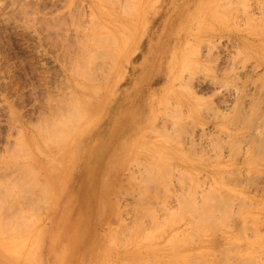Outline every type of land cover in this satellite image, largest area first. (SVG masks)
<instances>
[{
    "label": "rangeland",
    "instance_id": "1",
    "mask_svg": "<svg viewBox=\"0 0 264 264\" xmlns=\"http://www.w3.org/2000/svg\"><path fill=\"white\" fill-rule=\"evenodd\" d=\"M136 1H141V4L136 2V6L135 0H0V183L17 172L15 168L18 165L14 166L17 164L13 162L15 161L28 169L21 167L20 170H23L24 174L16 168L20 172L17 173L21 174L20 179L23 178L22 174L26 175V171L31 170L27 174L32 178L39 174L41 184L44 181L43 187H48L45 183H49V178L42 177V170L39 168L42 158L40 150H48L46 141L42 140L48 136V132L53 133L52 130H45L50 125L51 128L58 126L59 122L61 126V121L67 119L64 117L68 112L70 114L74 105L80 107L84 103L87 105L89 116L92 110L95 113L91 114L90 119L85 117L86 122L82 116L84 113L87 115L83 110L86 106L83 104L82 110L78 108V113L83 111L82 115L76 113V106L74 111H77L71 113L76 114V117L70 115L69 121L75 117L72 124L76 123L75 119L79 117L84 119V124L89 123L86 132L80 136L85 140L78 154H74L75 146L73 151H69L73 137L69 139L66 136L70 142L64 140L65 144L69 142V146L63 145L67 153L60 143V151H65V159L60 154V160H64L63 163L60 162L61 178L64 169L70 174L71 157L74 163L71 181L64 185L62 181L60 184L61 191L65 186H71L73 191L71 196H61L60 214L53 208L56 202L48 198L47 190L42 191L47 199L40 192V202L38 199L32 200V197L37 198V192L41 191L37 188L39 185L33 183L38 190L31 186L35 189V196L33 190L32 194L30 193L31 198L28 196L29 189L25 191L33 202L37 200L38 207L32 208L38 210H27L32 201L29 205L25 204L24 199L27 196L25 195L24 199L21 196L25 194L23 190L26 186H22V191L18 189L22 194L17 190V197L14 195L17 191L12 193L13 187L21 188L20 184V187L17 185L23 182L22 179L18 182L19 174L16 177L17 182L14 178L16 173L12 176L17 187L14 182L12 189L9 188L11 183L9 187L7 184L5 186L11 192L7 188L3 189L5 187L0 184L7 194L8 191L13 194L14 201L17 202L21 197L19 202L22 201L16 203L20 207L16 206L26 212L17 214L18 209L14 206L15 203H12L13 200L11 203L14 208L9 209V206L12 207L11 203L9 205L11 200L7 202L10 197L7 196L8 199L4 195L9 206L4 204L7 210L1 203L0 206L10 213L5 215L4 211H1V215L14 219L16 216L13 215H20L19 221L25 222L23 220L28 212L29 218H25L28 224L27 220L32 216L42 213L40 223L37 221L40 216L32 217L31 222L38 223L36 228V224L30 223L29 220V225L34 226V230L31 227V230L28 229L29 225L24 226L28 232L22 226V229H19L21 231L11 230L10 227L8 230L0 229V264H159L160 258L157 260L152 256L160 257L162 247L168 253L169 244V249L173 251L177 240L184 239V235L177 239L175 230L203 227V224H194L198 225L202 221L198 217L203 210V198L210 191L208 185L211 184V179L208 174L214 173L219 177V167L226 172L224 180L228 190L232 188L228 195L231 194L232 200L233 196L236 199L234 206L241 202L237 199H242L246 194L248 195L243 199L249 195L254 197L251 198L252 203L248 201V197L247 203L252 204L250 208L253 211L250 212L260 219L256 216L253 218L251 214L247 224L253 226L258 223L257 228L262 229L264 233V0ZM185 2V8L177 6ZM133 3L136 7H133ZM140 5L142 7L139 9ZM132 7L137 8L134 9L136 13ZM130 9L132 12L128 11ZM135 19L137 22L133 21ZM130 40L133 42L127 48L130 43L127 42ZM97 41L102 42V45ZM90 44L95 50L101 46L97 56L95 54L98 50L95 52ZM87 47L91 48V55L95 52L94 65V55L88 56L90 52L86 54L84 51ZM118 47L124 51L120 52ZM105 48L111 50L108 52L110 59L112 55L115 57V51L122 53L120 55L116 52L115 58L119 61L106 59ZM82 49L87 56L81 52ZM112 51L114 52L110 55ZM79 52L84 54L80 56L85 57V60L90 57L92 63H86L87 60L83 62L81 57L78 58ZM76 57L83 62L80 66L85 63L94 66L91 70L89 66L92 65H85L89 71L87 68L82 69L78 64L80 72L82 69L84 75L88 74L87 71L90 73L85 79L82 75L84 81L79 77V72L77 73L80 75L77 76ZM90 59L88 58V61ZM74 62L76 64L72 66ZM105 68L112 71L109 72ZM113 69L116 70L115 73ZM103 70L105 73L108 71V77L113 78L108 79ZM107 79L110 80L109 85ZM101 83L103 87H108H104V94V88L100 92ZM116 91L114 96L113 92ZM106 98L107 106L104 109ZM74 99H80V105L79 102L71 104ZM90 99H94L93 102H90ZM99 99L102 102H99ZM97 108L99 109L95 111ZM59 112L61 117L64 114L61 121L57 119ZM107 118L109 119L105 123ZM55 119L57 123L51 124ZM48 120L53 121L50 123ZM121 120L124 122L123 126L131 120L143 123L151 120V124L139 132L135 139L127 138L129 133L123 137H113L118 138L117 142L112 137L108 142H104V137H95L90 133L92 130L103 131L110 123L112 129L109 133L111 131L112 135ZM63 122L68 123L65 120ZM71 123L67 124V129H70ZM42 127H47L43 128V135L40 134ZM61 127L60 132L63 134L67 130L64 126ZM62 134L60 133V136ZM109 137L108 135L107 138ZM26 141L31 143L26 144ZM29 147L33 155L27 153L28 150L31 151ZM106 148L108 156L113 157L114 162L125 168L126 176L124 179H119L118 176L108 179L110 174L106 167L109 164L104 161V171L99 179L101 183L92 185L91 189L88 187L91 192L88 200L79 199L77 193L81 186L74 177L76 163L77 167H84L87 172L89 166L94 168L96 164L91 160L95 151H104ZM53 152L58 153L56 149ZM34 155L39 159H36V156L33 159ZM249 155H252L253 165L251 164V168L248 166L242 169L247 172L240 173L237 168L246 164ZM31 165L35 170L39 168L37 171L40 173L31 175L34 171ZM204 165L209 166L208 173ZM45 166L57 167L56 157L49 159ZM181 167L187 168L188 172L179 175L178 169ZM248 169L249 173L260 175L253 174L249 179ZM55 170L56 168L52 172ZM30 179L26 178L29 181ZM216 180L217 178L212 176L213 184ZM36 181L34 182L38 183V180ZM228 190L226 189V192H229ZM235 190L237 195L234 194ZM1 191L0 198L4 192ZM242 191H245L244 195L240 193ZM41 197H44V200ZM47 203L51 205L47 206ZM184 213L187 215L183 217ZM186 216H189V219L192 216L190 224ZM185 217L187 220H184ZM7 219L3 216L1 220H6L7 223ZM14 219L10 221L15 223ZM232 219L233 217L227 221L230 223L229 227H236L237 223L235 220L231 222ZM18 224L20 225V222ZM225 226L223 228H228V225ZM40 227H50V230L46 233L38 232L37 228ZM164 231L168 234L162 236ZM160 235L164 239L159 240ZM2 239L5 241L2 242ZM171 240L174 241L173 245V242L168 243ZM238 244L239 242L236 245L239 246ZM124 252H128L127 258L123 256ZM147 254L149 256H145ZM192 259L194 262L195 258Z\"/></svg>",
    "mask_w": 264,
    "mask_h": 264
},
{
    "label": "bare ground",
    "instance_id": "2",
    "mask_svg": "<svg viewBox=\"0 0 264 264\" xmlns=\"http://www.w3.org/2000/svg\"><path fill=\"white\" fill-rule=\"evenodd\" d=\"M140 1V0H139ZM139 3V4H141V1L140 2H138V1H136L135 0V4H136V6H137V3ZM134 3H133V7L135 6L134 5ZM144 4V3H143ZM135 6V7H136ZM132 7V8H133ZM140 7H142V5H140L139 6V9H140ZM131 8V7H130ZM129 9V8H128ZM135 8H133V12H137V11H135V10H137V8L134 10ZM128 11H131L132 12V10L130 9V10H128ZM142 12V11H141ZM139 13V12H138ZM138 15V14H137ZM140 17V16H139ZM133 21H135V22H137V20L135 19V20H133ZM136 24V23H135ZM137 25H139V24H137ZM136 25V26H137ZM130 34V33H129ZM125 36V35H124ZM123 36V37H124ZM131 36V35H130ZM115 37V36H114ZM113 37V38H114ZM113 38L111 39V40H113ZM115 38H117V37H115ZM114 38V39H115ZM130 38H132V36L130 37ZM118 40H120L119 38H117ZM116 39V40H117ZM127 40H128V38H126ZM98 40V39H97ZM92 41L94 42L95 40H94V38L92 39ZM109 41V40H108ZM126 40H124V44H126V42H125ZM92 42V43H93ZM96 42V41H95ZM94 42V43H95ZM99 42V44L100 45H102V42H100V41H97V43ZM113 42H115V40H113ZM118 42V41H117ZM121 42V41H120ZM130 42V43H129ZM131 42H133L132 40H130V41H128L127 43H129L128 44V46H126L127 48L129 47V45L131 44ZM91 43V42H90ZM93 43V44H94ZM119 43V42H118ZM88 44H89V42L87 43V45L86 46H88ZM99 44H98V46H99ZM110 45H111V43H109ZM123 44V43H122ZM91 45V44H90ZM115 45V44H114ZM85 45H84V47H86ZM94 46V45H93ZM119 46V45H118ZM122 46V45H121ZM90 47H92V45L90 46ZM88 48V50H90V51H88L87 50V48H84V51H85V53L86 52H90L89 54L90 55H88V56H93L94 55V53L96 52V56H97V53L99 52V47H101V46H99V47H97L96 48V50H95V48H93L92 47V49L95 51L94 53L92 52V54L93 55H91V48ZM94 47H96V46H94ZM115 47V46H114ZM123 47H124V49H126V47L123 45ZM122 47V48H123ZM87 51H86V50ZM116 49H117V47H116ZM118 49H120L119 47H118ZM106 50V51H105ZM108 50V51H107ZM109 50L110 49H107V48H105L104 49V53H106L107 52V58H106V56H105V58L106 59H110V57H109V54H108V52H109ZM123 50V49H122ZM84 51H83V49H82V51L81 52H83L84 53ZM111 51V50H110ZM115 51V50H114ZM114 51H112V52H110V55H111V53H113ZM119 51V50H118ZM124 51V50H123ZM123 51H121V49H120V52H123ZM116 52L117 51H115L114 52V56L116 57ZM120 52H117L118 54H120ZM80 54V52L79 53H77V57L79 58V57H81L80 55H84V54ZM100 53V52H99ZM101 53H102V50H101ZM87 54V53H86ZM85 54V55H86ZM93 56V60L92 59H90V57H88L89 59H90V61H88V58H86V60H85V57L84 58H82L81 57V59L83 60V62H84V60L86 61V63L87 62H91V60H92V64L94 65V59H96V56ZM120 55H122V53L120 54ZM76 56V55H75ZM87 56V55H86ZM76 57V58H77ZM115 57H113V55H112V57H111V59L110 60H115L116 58ZM76 59V61H77V66L76 67H78V64H79V66H80V64H82L83 62L82 61H80V59ZM114 58V59H113ZM117 58H119V57H117ZM108 59V60H109ZM120 59V58H119ZM75 61V60H74ZM80 61V62H79ZM116 61H119L118 59H116ZM116 61H113L115 64H116ZM79 62V63H78ZM97 62V61H96ZM112 62V63H113ZM85 63V65H92L91 63H89V64H86ZM113 63V64H114ZM71 64H73V63H71ZM75 64H76V62H74V65H72V66H75ZM117 64H118V62H117ZM116 64V65H117ZM84 65V64H83ZM84 65V66H85ZM89 66V68L91 69V70H93L92 68L94 67V66ZM95 65H97V63H95ZM72 66H71V68H72ZM84 66H80L82 69H85V68H87L86 66L84 67ZM92 67V68H91ZM112 68H113V66H111ZM110 67V68H111ZM74 68V67H73ZM80 68V69H81ZM107 68V67H106ZM105 68V69H106ZM111 68V69H112ZM116 68V67H115ZM78 70H79V67L77 68ZM77 69H75V71L77 70ZM81 69V72H80V70L78 71H76V73L77 72H79L80 74H81V76H79L80 74L79 73H77V76H79L80 78L82 77V75H84L82 72H83V70ZM88 69V68H87ZM86 69V70H87ZM73 70V69H72ZM71 70V71H72ZM89 70V69H88ZM106 70H108V69H106ZM90 71V70H89ZM89 71H87L88 72V74H87V72H85V70H84V72H85V74H87V75H84L83 77H84V79L86 78L85 76H88L90 73H89ZM104 71V73H105V70H103ZM109 71V70H108ZM108 71L106 72L108 75L110 74V73H108ZM112 70H110L109 72H111ZM113 72L115 73L116 72V70H114L113 69ZM113 72L111 73V75H113ZM72 73H73V71H72ZM105 73V74H106ZM79 74V75H78ZM106 74V75H107ZM74 75V74H73ZM104 75V74H103ZM108 75H107V78L109 79V78H113L111 75V77H108ZM102 76V75H101ZM105 76V75H104ZM89 77V76H88ZM103 77V76H102ZM101 78V77H100ZM106 78V77H105ZM81 79H83V78H81ZM84 79H83V81H84ZM107 79V85H109V82H110V80H108ZM181 78H179V80H180ZM183 79V78H182ZM79 80V79H78ZM77 80V81H78ZM101 79H99V81H100ZM103 80V79H102ZM104 81H106V79H104ZM109 81V82H108ZM80 82H82V81H80ZM97 82H98V80H97ZM103 85V83H101L100 84V86L102 87V88H100L101 90H100V92H102V90H103V88L104 87H106V89L108 88L107 87V85H104V87L102 86ZM180 85L182 86V84H181V82H180ZM98 88V87H97ZM97 91V90H96ZM99 91V90H98ZM97 91V92H98ZM104 91H105V88H104V90H103V93L102 94H104ZM94 92V91H93ZM100 92H98L99 93V95L101 94ZM98 93H97V95H98ZM114 93V96H115V94L117 93V91L116 92H113ZM104 97V96H103ZM102 99V98H101ZM78 100V99H77ZM76 99H74L73 101H74V103H73V101H72V103L71 104H78V102H79V100L77 101ZM91 100V99H90ZM92 100H94V99H92ZM90 101V102H93V101ZM104 100V99H103ZM107 98H106V101H105V106H104V109L106 108V106H107ZM77 101V102H76ZM83 101V100H82ZM86 100H84L83 102H85ZM101 100L99 99V102H100ZM90 102H89V104H90ZM97 102V101H96ZM102 102V101H101ZM83 104L84 103H82V106H83ZM97 104V103H96ZM79 105H80V102H79ZM86 107H84L85 109H83L82 108V106H76V105H74V107L76 106L77 108V110H78V108L80 109L81 108V110L83 109L84 110V112H87V115H85V113L83 114L82 112L83 111H81L80 113H78L79 112V110L77 111V110H75L74 111V107L72 106V110H71V112H70V114H69V112H68V114H67V112H65L64 111V113H66L68 116H69V119H68V116L67 115H65L66 117H64V114H63V117L64 118H67V119H64L65 121H68V123L66 122V124L63 122L64 120H62V118L63 117H61L60 116V112L58 113V118L57 119H59V121H61V126L63 127V128H65L67 131H63L64 133L62 134V131L60 132V122H59V124H58V126H56L55 124L57 123V121H56V119H55V121L54 122H52L51 123V121H53V120H48L51 124H53V123H55L54 125L56 126H53L55 129H53V127L51 128V125H50V127H49V124H48V127L50 128H48V129H44L46 132H48L49 130L51 131L52 130V132L53 133H51V132H48V136L45 138L44 137V139L43 138H41V139H43L42 141H46L45 142V144L47 143V145H46V147H47V149L48 150H46V151H42V150H40V153H41V155H42V158L40 159V161L39 162H41V166L39 167L41 170H42V177H45V178H49V183H45V184H47L48 185V187H46V188H44L43 186V182H42V184H41V180L39 181V179L38 178H40V176H39V174H38V176L36 177V176H34L33 178L32 177H30L28 174V172H31V170H30V168H29V170L30 171H26V170H28V169H26V167L24 168V167H22V166H20V164L21 163H19L18 164V162H15V161H13L14 163H17V164H14V166L15 165H18L16 168L17 169H19V171L20 172H22V173H24L25 174V172H23V170L21 171L20 169H26V170H24V171H26L27 173H26V175H23L22 174V176H23V178L26 180V178H32V180L30 179V181L29 180H26V181H24V179L23 178H21L22 180H23V182H25V183H23V182H20V183H17V185L20 187V185H21V188H18L17 187V185H16V183H15V181L17 180L16 179V177H18L19 175V179H18V182H19V180H21L20 179V177H21V174H19L20 172L15 168V170L17 171V172H19V173H17V172H15L16 173V176H15V173H13V175L12 176H15L14 178H15V181H14V178H12V176H9V177H11V178H6L7 180H8V182H7V180L5 179V181L4 180H2V182L0 183L1 184V186L2 187H5L6 186V184H7V186L9 187V183H11L12 184V186L11 187H9L10 189H12V187H13V182L15 183L14 185H16L15 187H17L16 189L13 187V189H14V191H12V193H14L15 191H17L18 189H22V186H23V188L26 186V188L23 190V191H25L26 189H29V197L31 198V196L32 195H30V193L31 192H33L35 189H36V185L38 184L39 185V187H37V188H39V190H41V191H38L37 189V198H36V196H35V191L33 192L34 194H33V196H35V197H32V200L34 201L35 199H38V202H40V197L38 198V195L40 196V192L42 193V191L44 190V191H46L47 190V193H46V195L48 194V198L50 199V200H52V201H54V202H56V206H54L53 208H55V209H57V211L58 212H60L59 211V209H60V206L58 205V202H57V200H56V198H57V191H58V188H59V186H60V184H61V182H62V185H64L65 183H66V181L68 180V177H69V171L68 170H63V172L64 173H62V178L60 177V162L61 163H63L64 162V160H60V159H62V157L60 156V154H62V156H63V154H65V151H60V150H62V148H63V150H66V149H64V146L66 145V146H69L68 144H69V142H70V140H67L68 138L69 139H71L72 137V141H71V144H70V150L69 151H71V149H72V147H73V144H74V142H75V140L77 139V137L83 132V130L84 129H86V128H88V127H86L88 124H84V119H85V117L86 118H88L89 117V119L91 118V116L93 115V114H95V113H93V111L94 110H92V113H90V116H89V112L86 110V108H87V105L86 104H84ZM98 107H99V105H97ZM70 107H71V105H70ZM93 107V106H92ZM65 108H66V106H65ZM129 108H130V110H131V107L129 106ZM67 109H69V106H68V108ZM71 109V108H70ZM99 108H97L95 111H97ZM103 109V110H104ZM63 110H65V109H63ZM70 111V110H69ZM76 112L77 114H79V116H80V114L83 116V118L82 117H79L78 119H81V120H78V119H75V121H76V123L78 122H80V124H78V126L76 125V123L75 122H73V124H75L74 126H73V124L71 123L72 122V120H74V118L76 117L75 115H73V114H71L72 112ZM134 113H136V111L134 112ZM92 114V115H91ZM75 116V117H73V118H71L72 120L71 121H69L70 120V117L71 116ZM61 117V118H60ZM145 117V116H144ZM88 119V120H89ZM108 119L109 118H107L106 120H105V123L108 121ZM145 119H147V118H145ZM160 119V118H159ZM159 119H157V121L159 120ZM85 121H86V119H85ZM49 122H47V123H49ZM87 122V121H86ZM91 123H93V121H90ZM97 123H98V121H96ZM122 120L120 121V123H119V125L116 127V130H115V132L111 135V131H110V133H109V130H111L112 128H111V125H110V123H109V125L107 126V127H105V129L103 130V131H101L100 129L97 131L96 130V132H95V135H96V137H104L105 138V140H104V142H108L109 140H110V138L111 137H114V136H116L117 134H118V127H122ZM46 123V122H45ZM46 123V124H47ZM63 123V124H62ZM69 123H71L70 124V129H67L68 128V126H67V124L69 125ZM130 124H129V126H130V129H131V127H133L136 123H139V125L141 124V123H143V122H141V121H139V120H137V121H135V122H133L132 120H131V122H129ZM113 124H115V120H114V122H113ZM144 126H146V128L151 124V120H149V121H145L144 123ZM44 125V124H43ZM45 126H47V125H45ZM73 127V130H72V127ZM61 127V128H62ZM67 127V128H66ZM75 127V128H74ZM124 127V128H123ZM122 128H123V135H125L126 133L128 134L127 135V138H132L131 137V130L129 129V128H126V127H128L127 125H125V126H123ZM43 128H47V127H42V129H40V130H42V132L40 133V134H42L43 135V133H45L44 132V130H43ZM138 128H140V127H138ZM145 128V129H146ZM157 128V127H156ZM144 129V130H145ZM55 130V131H54ZM62 130V129H61ZM121 132V131H120ZM119 132V133H120ZM60 133L62 134V136H60ZM65 134V135H64ZM70 134V135H69ZM110 136L109 138H107V136ZM68 138H67V137ZM63 138V139H61V138ZM64 138H66V139H64ZM60 139H61V141H63V142H61L60 141ZM64 140L65 141H69L67 144H65L64 143ZM29 141V140H28ZM36 141V140H35ZM40 141V140H39ZM27 142V141H26ZM33 142V141H32ZM30 143H31V141H30ZM30 143H26V144H30ZM39 143V142H38ZM43 143V142H42ZM60 143H62V148L60 149ZM35 144H37L36 142H35ZM40 145V144H39ZM27 146H29V145H27ZM42 146V145H41ZM65 146V147H66ZM39 147V146H38ZM44 147V146H43ZM28 148V147H27ZM31 148H33L32 146H31ZM35 148V150H36V147H34ZM134 148H136V147H134ZM29 149H30V147H29ZM56 149V152L58 151V153H56L55 154V152H53L54 150ZM68 149V148H67ZM27 150V149H26ZM31 150V149H30ZM28 152H30V153H32V150L31 151H27V153ZM38 152V151H37ZM61 152H63V153H61ZM101 152V153H100ZM39 153V152H38ZM66 153H67V150H66ZM97 153H99L100 155H99V157L102 155V150L101 149H98V152ZM34 153H32V155H33ZM55 154V155H54ZM30 155V154H29ZM56 157V163H57V167H55L56 168V170L54 171V172H52V170L53 169H55V168H53V166H55V165H53L51 168H49V167H46L45 166V164L46 163H49V159H52L54 156ZM66 155H68V154H66ZM65 155V156H66ZM31 156V155H30ZM35 156L36 155H34V157L32 156V158L34 159L35 158ZM250 157L248 158V160L247 159H245V160H247L246 161V164H243V165H241V166H238V168H237V170H239V172L240 173H242V171L244 172L245 170H242L243 168H245V167H250L251 166V164L253 163L252 162V155H249ZM28 157V156H27ZM37 158L36 159H39L38 158V156H36ZM61 157V158H60ZM14 158V157H13ZM29 159L31 158V157H28ZM31 158V159H32ZM49 158V159H48ZM28 159V160H29ZM63 159H65V157L63 156ZM21 162L23 161V160H21V159H19ZM18 160V161H19ZM33 161H35V160H33ZM37 161V162H38ZM63 161V162H62ZM24 162H26V161H24ZM29 162V161H28ZM27 162V163H28ZM38 162V163H39ZM252 162V163H251ZM26 163V164H27ZM32 163V162H31ZM53 164V163H52ZM27 165H29V163L27 164ZM37 165V164H36ZM49 165H51V164H49ZM48 165V166H49ZM253 165V164H252ZM19 166H20V168H19ZM256 166V165H255ZM254 166V167H255ZM22 167V168H21ZM257 167V166H256ZM27 168H28V166H27ZM38 168V167H37ZM38 168V169H39ZM53 168V169H52ZM251 168V167H250ZM249 168V169H250ZM264 168V167H263ZM31 169H33L34 171H32V174L31 175H36L37 173H40V171H37V170H35L34 169V167L32 168V165H31ZM52 169V170H51ZM66 169H68V168H66ZM204 169L207 171V173L210 171V168H209V166H206V165H204ZM247 169V168H246ZM248 169V174L247 173H245V174H247L248 175V178L249 179H251L252 177H251V175L252 176H254L255 174L254 173H252V172H250V173H252V174H250L249 173V170ZM256 169V168H255ZM262 169V168H261ZM179 170V175L180 174H182V173H185V172H188V169L187 168H185V167H181V168H179L178 169ZM62 172V171H61ZM245 172H247V171H245ZM34 173V174H33ZM36 173V174H35ZM17 174H19L18 176H17ZM226 172H225V170L222 168V167H219V177L215 174L214 175V173L213 174H208V177L211 179V184H209L208 185V190H210L209 191V193L208 194H206L205 196H204V198H203V201H204V206H203V210H202V213L199 215V217L198 218H201V220L203 221V223H202V221H200L199 223H198V225L195 223L194 225H196V226H200L201 224H203V227H193V229L192 230H188L187 228H183V230H179L180 228H178L177 230H175L176 231V233L174 234L175 236H177L176 238L178 239V237H181L182 235H184V239H185V241H184V239L183 240H177V242L175 243V245L173 246L174 247V249H173V251L172 250H170L169 249V247H170V244L168 245V248H167V250H168V253L165 251V248L164 247H162V251H161V255H160V257H154V255L152 256L153 257V259H159L158 260V262H159V264H264V233H263V231H262V229H260L259 227L257 228V226H256V224H258V223H256V224H254L256 227H253V226H249L247 223H248V218L249 217H252L251 216V214L253 215V212H250V211H253L252 210V208H250V206H252V204H250V205H248V203H247V198L250 196H248L247 198H245V199H243L244 197H246L248 194H246L244 197H242V199H237V200H241V202L239 201L238 203H237V205H239V206H237V205H235V206H237V208H235V206H234V204H236L234 201H236V199H234V196H233V200H232V196H231V194L230 195H228V193H231L232 192V188L231 189H229L228 190V187H227V183H225L226 181L224 180V178L226 177ZM254 174V175H253ZM256 175H260V174H256ZM28 176V177H27ZM126 176V174L124 175V177ZM212 176H215L216 178H217V180H216V182H215V184H213V182H212ZM124 177H123V179H124ZM36 178V179H35ZM10 179V180H9ZM35 179V180H34ZM218 179H219V181H218ZM248 179V180H249ZM12 180V181H11ZM21 180V181H22ZM36 180H38V183H36L37 181ZM46 180V179H45ZM28 181V182H27ZM34 181H36V182H34ZM124 181V180H123ZM17 182V181H16ZM27 182V183H26ZM40 182V183H39ZM31 183V184H30ZM36 184L35 186H33V184ZM123 183V182H122ZM122 183H120V184H122ZM124 183H125V181H124ZM123 183V184H124ZM20 184V185H19ZM23 184H25V185H23ZM119 184V186H120V188H121V185ZM128 184V183H127ZM40 185L42 186L41 188H40ZM51 185H52V187H51ZM0 186V187H1ZM27 186H33V188H35L34 190H33V188L31 187V190H30V187H28L27 188ZM46 186V185H45ZM83 186H84V184H83ZM2 187L0 188L1 190H2ZM8 187H5V188H3V189H5L6 190V188H7V190H10ZM117 187V186H116ZM230 187V186H229ZM62 189V188H61ZM61 189H60V199H62V197H64V196H71L72 195V193H73V191H72V189L70 188H65V189H63L62 191H61ZM119 189V188H118ZM122 189V188H121ZM121 189H119V190H121ZM226 189L229 191V192H226ZM233 189H234V187H233ZM0 190V191H1ZM5 190H2V191H4L6 194H7V191H5ZM21 190V191H22ZM33 190V191H32ZM116 190H117V188H116ZM231 190V191H230ZM242 190V189H241ZM244 190V189H243ZM1 191V192H2ZM19 191V190H18ZM15 192L14 193V195H15V197H17V194L19 193V192H21V191H19V192ZM26 191H28V190H26ZM24 192L25 194L23 195L22 193L23 192H21V196H22V199H24V196L26 195V193L28 194V192ZM225 191V192H224ZM2 193V195L3 196H1V198L3 199V197H4V201H2V199L0 198V203H1V206L4 208L6 205L7 206H9L10 205V203L12 202V200L14 201V199H13V194H9V191H8V194L6 195L5 193ZM10 192H11V190H10ZM63 192V193H62ZM118 192V191H117ZM116 192V193H117ZM245 191H242V192H240L241 194H245L244 193ZM239 193V194H240ZM32 194V193H31ZM44 194V195H43ZM77 194H79L78 195V197H79V199H81V200H84V201H86V200H88L89 198V195H91V192H90V189H87V188H81L80 189V191L77 193ZM233 194V193H232ZM235 195H237V193H236V190H235V193H234ZM240 194V195H241ZM7 197H10V199L7 201L6 200V198H5V196ZM10 195V196H9ZM20 195H18L19 197H20ZM41 195H43L44 197L46 196L45 195V193L43 192ZM62 195H64V196H62ZM243 195H241V196H243ZM27 196V195H26ZM25 197L26 199H24V201H25V204L27 203L28 205H29V203L32 201L29 197ZM62 196V197H61ZM231 196V198H229ZM240 196V197H241ZM11 197H12V199H11ZM18 197V198H19ZM44 197H41L42 198V200H44ZM238 197V196H237ZM236 196H235V198H237ZM21 198V197H20ZM19 198V199H20ZM29 198V200H27ZM46 199H47V197H45ZM66 198V197H65ZM250 199L248 200L249 202H251V198H253L254 199V197H249ZM15 199H17V198H15ZM19 199H18V201L16 202V200L14 201V202H12L13 204L15 203V205L14 206H16V205H18L20 202H19ZM94 200H97V199H95V198H93ZM11 200V201H10ZM231 200L233 201V202H231ZM245 200V201H244ZM2 201V202H1ZM6 201L7 202H9V205L6 203ZM31 202L30 204L31 205H27L29 208L27 209V210H29L30 211V209L31 210H36L37 208H32V206L33 207H38L37 205H36V202H37V200H36V202ZM19 202V203H18ZM49 202V201H48ZM51 202V201H50ZM252 202H253V200H252ZM251 202V203H252ZM11 203V206L12 207H8L9 209L10 208H12V210H13V204ZM16 203H18V204H16ZM24 202H22L21 204H23ZM35 204V205H33V204ZM234 203V204H233ZM4 204H6V205H4ZM20 204V205H21ZM25 204H23V206H25ZM64 203H62V205H63ZM48 205H51V204H48L47 203V206ZM264 205V204H263ZM0 206V207H1ZM7 206H6V209L5 210H7ZM19 206V205H18ZM47 206H45V207H47ZM81 204H80V209H81ZM2 207H1V209H0V212L2 211H4L3 212V214H5V213H8V212H5V210H3L2 209ZM20 207V206H19ZM22 207V206H21ZM48 209H49V207H47ZM46 208V209H47ZM264 208V206H262V209ZM16 209H18L17 210V214H18V212L21 214V212H24L25 210H19V208H17V206H16ZM236 209H237V211H236ZM11 210V211H12ZM34 210V211H35ZM38 210V209H37ZM41 210H43V209H41ZM264 210V209H263ZM14 211H15V209H14ZM1 212V213H2ZM248 212H250L249 214H248ZM1 213H0V215H1ZM10 213V212H9ZM25 214H26V212H24ZM217 213H219V215L220 216H218L217 215ZM1 215L0 217V220L3 218V216H4V218L5 219H7L6 218V216L5 215H7V214H5V215ZM24 214V215H25ZM30 214V213H29ZM41 214V215H40ZM31 215V214H30ZM44 215V214H43ZM185 215H187L186 213H184V215H183V217L185 216ZM13 216H16L17 217V215L15 214V215H13ZM39 216H40V218H38L37 219V221H38V223H40V219H41V221H42V213L40 212L39 213ZM37 214H35V216H32V217H39ZM171 216H172V214H171ZM235 216V217H234ZM256 215H253V218L255 217ZM16 217H15V219H16ZM19 217H21L20 215H19ZM19 217H17V219L16 220H18V221H16L13 217H10L9 216V218L7 219V223H6V220H4V222H3V220H1L0 221V229H5V230H8V229H10L11 228V230H18V231H21V230H19V229H22V227H24L25 225H26V227H27V225H29L30 223H32L31 222V220H32V217H31V219H29L30 220V223H29V220H27L28 221V224H27V222H26V217H28V212H27V215L25 216V218L24 217H22V218H24V220L23 221H25V222H22V221H19L20 219H19ZM187 217V216H186ZM186 217L184 218V220H187L186 219ZM189 217V216H188ZM187 217V218H188ZM191 217L192 216H190V219H191ZM233 217V219H232V221L231 222H233L234 220V222L235 223H237V225H236V227H232V226H230L229 227V224L230 223H228L229 221V219H231ZM257 217V216H256ZM14 219L15 220V223L13 222V221H10L11 219ZM29 218V217H28ZM27 218V219H28ZM35 218V219H36ZM173 218H174V215H173ZM258 218V217H257ZM257 218H255L256 220H257ZM190 219L188 218V222H189V224L191 223L190 222ZM260 218H258V220H259ZM44 220V219H43ZM192 220H194V221H196L197 222V220H195L194 218H192ZM191 220V221H192ZM11 223H10V222ZM33 221V220H32ZM228 221V222H227ZM14 224H13V223ZM16 222H17V224H16ZM20 222V225L18 224ZM36 222V221H35ZM193 222V221H192ZM226 222L228 223V224H226ZM254 222H256V221H254ZM3 223H6L5 225L7 226L6 228H5V225L3 224ZM38 223L35 225L34 223H32V224H34L35 225V228H36V226L38 225ZM170 223V222H169ZM175 223V222H174ZM194 223V222H193ZM225 223V225H228V228H225V227H227V226H225V225H222V224H224ZM11 224H13V226L16 224V226L15 227H17V228H15V227H13L12 225L10 226ZM58 225H60V222L58 223ZM169 225V224H168ZM167 225V226H168ZM171 225V224H170ZM232 225V224H231ZM19 226V227H18ZM22 226V227H21ZM172 226H173V224H172ZM223 226H225L224 228H223ZM10 227V228H9ZM30 227H31V229L32 230H34V226L32 227V225H29V227H28V229H30ZM171 227V226H170ZM27 229V228H26ZM25 229V227H24V230H26ZM30 229V230H31ZM168 229V228H167ZM29 230V231H30ZM39 230V231H38ZM48 230H50V227H46V228H44V227H40V229H38L37 228V231L38 232H42V233H46ZM170 230V229H169ZM23 231V230H22ZM27 232H28V230H26ZM168 231V230H167ZM24 232V231H23ZM31 232V231H30ZM50 232V231H49ZM26 233V232H25ZM164 234L166 235V234H168L167 232H163V235L162 236H164ZM50 235H51V233H49L48 234V238H50ZM2 235H0V237H1ZM161 235L159 236V240H160V238H162V239H164V237H162ZM235 237H236V239L237 238H240L239 239V241L238 240H236L235 239ZM171 238V237H170ZM225 240H224V239ZM172 239L174 240L175 238H173L172 237ZM222 239H223V242H222ZM235 239V240H234ZM241 240H243V241H241ZM244 240H246L245 241V243H244ZM2 242H4L5 241V239H2L1 240ZM162 241V240H161ZM170 241V240H169ZM168 241V243H172V245L174 244V241H172L171 240V242H169ZM241 241V242H240ZM160 242V241H159ZM239 242V246H237L236 244ZM243 242V243H242ZM223 243V244H222ZM164 245V244H163ZM165 245H167V244H165ZM230 245V246H229ZM159 246H161L160 244H159ZM157 247V246H156ZM222 247V248H221ZM261 248H263L262 250H261ZM144 250V249H143ZM196 250H198V252L196 251ZM159 252V251H158ZM143 253H145V251L143 252ZM156 253V252H155ZM167 253V254H166ZM191 253V254H190ZM192 254H194L193 256H191L192 258H195L194 259V262H193V259L190 257V255H192ZM123 256L124 257H128V252H124L123 253ZM145 256H149L148 254L147 255H145ZM167 256L169 257V258H167ZM188 257H190V258H188ZM190 259H192V261L190 260ZM149 261H150V259H149ZM144 262H145V260H144ZM150 264H152V263H150ZM155 264H157L156 262H155Z\"/></svg>",
    "mask_w": 264,
    "mask_h": 264
},
{
    "label": "crops",
    "instance_id": "3",
    "mask_svg": "<svg viewBox=\"0 0 264 264\" xmlns=\"http://www.w3.org/2000/svg\"><path fill=\"white\" fill-rule=\"evenodd\" d=\"M177 6H179L180 8H185L186 7V2L185 3H179ZM123 123L122 122V127H123ZM130 124V123H129ZM129 124H127L128 127L126 128H129L130 129V126ZM98 125V124H97ZM121 126L118 127V134L114 137H123V128ZM140 127V128H138ZM146 128V126H144L143 123H141L139 125V123H136L133 127H131V137L132 139L136 138V135L139 133V132H142L144 129ZM87 128L83 130V132L77 137V139L75 140L74 144H73V147H72V150L73 151V148L75 146V150H74V154H78V152L81 151L82 149V142L85 140L84 137H80L81 135H83L85 132H86ZM121 131V132H120ZM135 131V132H133ZM95 132L96 130H92L90 133H92L91 135H95ZM120 132V133H119ZM90 135V136H91ZM80 137V138H79ZM96 137V135H95ZM113 138V137H112ZM113 140L115 142H117L118 138H113ZM100 142V140H99ZM123 143V142H122ZM120 149V148H119ZM119 149H118V153H119ZM103 151V149H101ZM98 150L95 151L94 155L91 157V160L95 161L96 164L94 166V168H92V166H89V169L88 171L86 172V170L84 169V167H81V166H78L77 167V163H76V168L74 167V177L76 178V182L79 183V185L81 186V188H87V189H91L92 188V185L94 184H99L101 183L100 182V178L102 177L101 174H102V171H104V161L109 164L108 167H106V170L108 171V174H110V176H108V179H112V177H119V179H123L124 175H125V168L122 167L121 165L117 164L116 162H114V158L113 157H109L108 156V150L107 148L102 152V155L99 157V153H97ZM101 153V152H100ZM118 155V154H117ZM116 155V157H117ZM121 158H118V160H120ZM77 159L75 158V161ZM78 162V160H77ZM73 158L71 157V170H70V174H69V177H68V180L66 181L65 184H67L69 181H71L72 179V168H73ZM88 180H87V178ZM92 178V179H91ZM110 183V181H109ZM84 184V186H83ZM89 187V188H88ZM65 188H72L71 186L70 187H67L65 186ZM80 188V189H81ZM63 193V192H62ZM57 202H58V205L60 206V186L58 188V191H57ZM95 199H98V198H95ZM60 211V209H59ZM60 214V212H58Z\"/></svg>",
    "mask_w": 264,
    "mask_h": 264
}]
</instances>
